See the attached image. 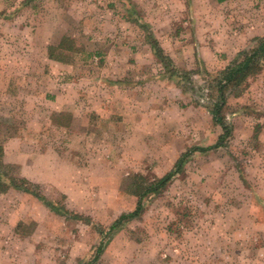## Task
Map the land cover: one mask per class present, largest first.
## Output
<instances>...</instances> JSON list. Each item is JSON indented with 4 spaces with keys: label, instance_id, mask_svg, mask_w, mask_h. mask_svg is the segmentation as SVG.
I'll use <instances>...</instances> for the list:
<instances>
[{
    "label": "rangeland",
    "instance_id": "rangeland-1",
    "mask_svg": "<svg viewBox=\"0 0 264 264\" xmlns=\"http://www.w3.org/2000/svg\"><path fill=\"white\" fill-rule=\"evenodd\" d=\"M263 36L264 0H0L4 161L73 214L0 192V264H264V62L226 90L219 147L207 82ZM181 158L110 231L137 208L136 176Z\"/></svg>",
    "mask_w": 264,
    "mask_h": 264
},
{
    "label": "trees",
    "instance_id": "trees-1",
    "mask_svg": "<svg viewBox=\"0 0 264 264\" xmlns=\"http://www.w3.org/2000/svg\"><path fill=\"white\" fill-rule=\"evenodd\" d=\"M218 1L224 2L226 0ZM64 46L65 45L63 40L56 46H50L49 57L54 60L65 61L62 56H57L55 54ZM152 46L155 50L154 53L160 60V63L165 69L166 74L177 82L181 81L182 77L179 75L177 67H174L172 60L168 57L167 54H165V51L161 49L159 42H155V44H152ZM263 62L264 36L258 38L256 45L253 48L241 52L236 60L232 61L228 66L220 70L216 75L213 76L212 80H207L208 83L211 82L210 88L216 89L218 92L217 101L213 104L211 111L214 115V118L222 124V127L224 129V134L220 136L217 144L215 145L216 147L223 145L225 136L230 132V126L222 116V110L224 104L226 103V90L229 88H234L239 91L243 87V84L247 81L248 77L256 74L259 70L262 69ZM171 65L173 68L171 67ZM193 73L195 72L188 71L186 72V75L189 74L191 76ZM201 149L206 150L207 148ZM183 161V158H181L176 164L175 169L168 172L165 176L158 178L156 182L153 183H146L145 181L142 182L140 181L141 177L136 176L133 181V193L139 198L137 208L133 212L122 214L116 221L113 222L112 226L110 227V231L115 232L128 220L137 216L142 210L143 199L146 198L149 194L158 193L162 190V188L166 187L180 170ZM10 168L11 165L4 161V149L2 146H0V192H7L10 189H15L18 191L29 193L42 200L52 211L56 212L57 214L73 216V214L69 212L64 206H61L56 202L54 203L49 201L46 195L38 190V184L32 182L26 177H16L10 174ZM74 217L77 218L78 216ZM102 251L103 244H101L97 248L94 260H98L100 258V256L102 255Z\"/></svg>",
    "mask_w": 264,
    "mask_h": 264
},
{
    "label": "crops",
    "instance_id": "crops-1",
    "mask_svg": "<svg viewBox=\"0 0 264 264\" xmlns=\"http://www.w3.org/2000/svg\"><path fill=\"white\" fill-rule=\"evenodd\" d=\"M56 61H58V60H56Z\"/></svg>",
    "mask_w": 264,
    "mask_h": 264
}]
</instances>
